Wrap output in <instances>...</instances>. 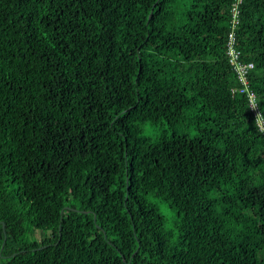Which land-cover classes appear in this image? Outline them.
<instances>
[{"label":"trees","instance_id":"trees-1","mask_svg":"<svg viewBox=\"0 0 264 264\" xmlns=\"http://www.w3.org/2000/svg\"><path fill=\"white\" fill-rule=\"evenodd\" d=\"M228 47L264 119V0H0V264H264Z\"/></svg>","mask_w":264,"mask_h":264},{"label":"clouds","instance_id":"clouds-1","mask_svg":"<svg viewBox=\"0 0 264 264\" xmlns=\"http://www.w3.org/2000/svg\"><path fill=\"white\" fill-rule=\"evenodd\" d=\"M228 38H229V44H228V46H230V45H231V42L233 41V35L230 34ZM230 50L234 52V50H233L231 47H228V51L226 52V55L229 57V59H230V61H231V57H230V55H229V53H228ZM237 56H238V55H237ZM235 61L237 62V58H236ZM246 65H251V68L248 69V70H251V69L253 68L252 64H246ZM246 65H244V66H246ZM235 74H236V77H237V79H238L237 73H235ZM247 75H248V72H247V74H246V80H245V83L241 82V81L238 79V81H239V83H240V85H241V88L238 90V92H239V93H242V94H245V95L247 96V99H248V102H249L250 110H251V112L253 113V115L255 116V118H256V122L260 125V127H261V129H262V131H263V133H264V119H263V116H262V114H261V112H260V110H259L258 99H257L255 93L249 88V85H248V83H247ZM233 91H234V90H232V92H233ZM251 96H253V98H254L255 101H256V108H253V107L251 106Z\"/></svg>","mask_w":264,"mask_h":264},{"label":"built area","instance_id":"built-area-1","mask_svg":"<svg viewBox=\"0 0 264 264\" xmlns=\"http://www.w3.org/2000/svg\"><path fill=\"white\" fill-rule=\"evenodd\" d=\"M230 57H231V63L235 66V70H236V73H237V76H238V79L245 83V80H246V74L248 72V69L251 68V65H241L240 63L236 62V58H237V55L234 54L233 51H229L228 52ZM251 106L253 108H256V101L255 99L253 98V96H251Z\"/></svg>","mask_w":264,"mask_h":264},{"label":"rangeland","instance_id":"rangeland-1","mask_svg":"<svg viewBox=\"0 0 264 264\" xmlns=\"http://www.w3.org/2000/svg\"><path fill=\"white\" fill-rule=\"evenodd\" d=\"M162 211L165 214H169V216L172 214L171 211L169 210L168 206L166 204H162Z\"/></svg>","mask_w":264,"mask_h":264},{"label":"water","instance_id":"water-1","mask_svg":"<svg viewBox=\"0 0 264 264\" xmlns=\"http://www.w3.org/2000/svg\"><path fill=\"white\" fill-rule=\"evenodd\" d=\"M3 229H5V225L3 224ZM5 242H6V235H5ZM5 245V244H4ZM4 247V246H3ZM3 249V248H2Z\"/></svg>","mask_w":264,"mask_h":264}]
</instances>
